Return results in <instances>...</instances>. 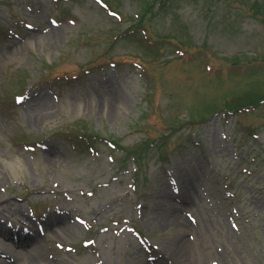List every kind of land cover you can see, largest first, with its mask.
<instances>
[{"label": "rangeland", "instance_id": "obj_1", "mask_svg": "<svg viewBox=\"0 0 264 264\" xmlns=\"http://www.w3.org/2000/svg\"><path fill=\"white\" fill-rule=\"evenodd\" d=\"M7 225L0 264H264V0H0Z\"/></svg>", "mask_w": 264, "mask_h": 264}, {"label": "bare ground", "instance_id": "obj_2", "mask_svg": "<svg viewBox=\"0 0 264 264\" xmlns=\"http://www.w3.org/2000/svg\"><path fill=\"white\" fill-rule=\"evenodd\" d=\"M108 110H109V112H111L112 111V109H111V105L110 106H108ZM6 160V159H5ZM4 160V161H5ZM4 163H6V167L10 170V171H12L13 173L15 172V171H17V169L19 170V169H21V164H20V162L18 161V162H12V161H5ZM53 165L54 164H56V163H52ZM10 209H13L12 208V205H10ZM171 219L172 218V220L174 219H176L175 218V215L173 214V212L172 213H167V220L168 219ZM169 221V220H168ZM18 225H15V226H12V227H10V228H8V225H7V227H6V230L4 231V230H0V233H1V235H6L7 237H11V236H13V234H16V233H18L19 232V230H17L15 227H17ZM190 246H191V244H190V242L189 241H187L186 239H183L182 238V234L181 235H179V237H178V241L176 242V246H175V248H173V251L174 252H176V251H186V250H188L189 248H190ZM2 250H3V248H2ZM1 251V250H0ZM1 253V252H0ZM0 262H1V260H0Z\"/></svg>", "mask_w": 264, "mask_h": 264}, {"label": "trees", "instance_id": "obj_3", "mask_svg": "<svg viewBox=\"0 0 264 264\" xmlns=\"http://www.w3.org/2000/svg\"><path fill=\"white\" fill-rule=\"evenodd\" d=\"M105 1V0H104ZM69 136V135H68ZM137 157V156H136Z\"/></svg>", "mask_w": 264, "mask_h": 264}]
</instances>
